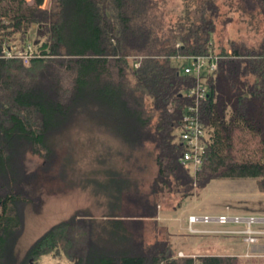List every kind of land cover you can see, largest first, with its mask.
I'll return each mask as SVG.
<instances>
[{"label":"trees","instance_id":"obj_1","mask_svg":"<svg viewBox=\"0 0 264 264\" xmlns=\"http://www.w3.org/2000/svg\"><path fill=\"white\" fill-rule=\"evenodd\" d=\"M43 3L0 0V264H39L51 254L70 264H245L235 255L178 256L168 227L156 219V197L188 194L221 178H256L264 192V41L226 47L218 34L219 24L231 23L230 12L244 21L264 18V0H52L50 9ZM34 25L45 33L27 66L16 54L29 52ZM229 49L235 57L221 58L207 80L202 120L214 135L195 179L175 142L194 76L173 57ZM85 122L119 141L93 158L91 178L77 165L79 156L62 150ZM36 157L42 162L33 168ZM67 172L85 176L83 186L96 185L108 212L96 217L78 209L22 255L25 208L38 209L43 200L40 176Z\"/></svg>","mask_w":264,"mask_h":264},{"label":"rangeland","instance_id":"obj_2","mask_svg":"<svg viewBox=\"0 0 264 264\" xmlns=\"http://www.w3.org/2000/svg\"><path fill=\"white\" fill-rule=\"evenodd\" d=\"M220 1L222 4L223 0ZM51 2L52 0H46L42 8L50 9ZM175 2L179 5L181 0H175ZM227 9V6L222 7L224 19V12ZM229 16L232 17L231 23L226 26L218 25L219 37L226 47H229L231 41L244 43L247 46H258L264 41V18L245 15L244 21L241 20L238 12H230ZM44 33L43 29H38L35 25L32 27L27 41L31 50L35 51ZM13 48L15 50L16 47L13 46ZM173 61L182 68L183 60L173 58ZM75 130L70 141L62 146V150H65L64 153H74L76 158L79 156L77 165L81 167L83 173H87L86 178H91L93 176L91 172L97 165L93 158L104 149H115L119 146V141L108 131L98 129L89 122H85ZM34 160L33 168L42 162L37 157ZM61 165L62 163L58 162L57 170ZM149 165L151 166L150 162ZM73 178V175L68 172L65 178H53L51 173L40 176V182L37 184L39 183L38 188L43 190V200L38 209L30 205L25 208L24 230L19 240V250L22 255L53 224L70 217L78 209L91 212L96 217H102L108 212V198L95 188L96 185L87 183L83 186L85 176ZM151 180L152 178H148L146 181V188ZM257 182L258 179L249 177L221 178L211 181L204 189H195L188 194L167 191L157 195L156 219L160 225L168 227L177 255L179 256L180 253L225 255L232 251V247H241L242 242L249 247L250 245L244 240V225H223L201 221L190 225L189 218L195 215L224 214L264 217V192L259 190ZM191 228L197 233H192ZM256 228L261 230L264 226ZM228 230L233 232H227ZM259 243L264 244V235L260 236ZM242 249L245 250V248ZM239 257L245 259V264H264V260L260 258L263 256L245 258L241 255ZM39 264H70V262L64 255L51 254L42 257Z\"/></svg>","mask_w":264,"mask_h":264},{"label":"built area","instance_id":"obj_3","mask_svg":"<svg viewBox=\"0 0 264 264\" xmlns=\"http://www.w3.org/2000/svg\"><path fill=\"white\" fill-rule=\"evenodd\" d=\"M31 1V0H28ZM46 0H44V5ZM43 7V5H41ZM181 43L177 44L180 47ZM30 49V48H29ZM4 53L8 57H12L14 53L11 48L5 47ZM33 50L30 49L29 54L19 52L16 55L24 58V64H30V54ZM235 57L231 49L228 50L227 55H214L212 53L205 55H177L173 58H179L184 61L182 70L194 76V84L187 91L191 97V103L187 107L183 123L177 129L175 142L184 148V152L180 158L181 164L190 172L196 179L198 171L201 170L204 163V155L210 144L213 142L214 131L209 128L202 120V106L209 99L210 90L208 87V77L218 68V62L221 58ZM199 221L205 223H217L223 225H244V240L248 245L258 244L260 236L264 235V229H257L256 227L264 226V217L258 216H190V225L198 223ZM197 230V229H193ZM192 231V228H191ZM227 232H233L228 230ZM197 233V231H192ZM179 256H184L180 253ZM259 256V255H250ZM264 257V256H263Z\"/></svg>","mask_w":264,"mask_h":264},{"label":"crops","instance_id":"obj_4","mask_svg":"<svg viewBox=\"0 0 264 264\" xmlns=\"http://www.w3.org/2000/svg\"><path fill=\"white\" fill-rule=\"evenodd\" d=\"M242 248H245V250ZM230 253H227L225 255H235V256L243 255V257L245 258L258 257V256H250V255H259V257L264 256V244L258 243L247 247L246 244L242 242L241 247L240 246L232 247V251L230 250ZM198 255L200 254L198 253ZM193 256H197V255L193 254Z\"/></svg>","mask_w":264,"mask_h":264},{"label":"bare ground","instance_id":"obj_5","mask_svg":"<svg viewBox=\"0 0 264 264\" xmlns=\"http://www.w3.org/2000/svg\"><path fill=\"white\" fill-rule=\"evenodd\" d=\"M29 52H30V50H29ZM29 52H27L28 54H29ZM6 55V54H5ZM7 56V55H6ZM24 59V58H23ZM29 60H30V58H29Z\"/></svg>","mask_w":264,"mask_h":264}]
</instances>
